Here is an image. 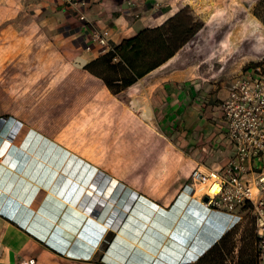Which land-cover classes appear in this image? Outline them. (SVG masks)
Returning a JSON list of instances; mask_svg holds the SVG:
<instances>
[{
    "label": "rangeland",
    "instance_id": "374dc122",
    "mask_svg": "<svg viewBox=\"0 0 264 264\" xmlns=\"http://www.w3.org/2000/svg\"><path fill=\"white\" fill-rule=\"evenodd\" d=\"M256 1L176 0L179 9L188 6L192 15L200 20L203 26L177 57L176 60L180 64L173 66V69H182L184 64L190 63L203 70L210 80L220 81V77L236 78L235 74L241 68L263 58L264 27L251 12ZM1 37L0 133L3 132L8 120L20 124V131L9 152L16 145H22L29 134H42L50 140H56L61 134L57 126L61 122L63 111L65 109L71 111L78 107L81 103L78 101L80 97L86 96L85 99L89 102L90 87L94 84L100 86L101 80L89 77L74 67L71 70L62 69L61 59L50 45L48 38L37 34L36 28L27 23L22 25L20 20L15 22L12 34H3ZM134 94L136 95V93L132 95ZM124 103L121 108L111 104L105 108L112 113L108 117L110 124L121 118L118 135L111 140L97 142V149L93 147L82 149L99 159L100 164L97 168L119 180L110 194V198L116 202L113 210L118 211L119 218L122 219L119 228L109 230L79 211L75 205L83 189H80L76 195L70 193L59 194L56 197L47 195L40 206L39 199L47 192L43 188L31 203V211L28 215L30 217L40 206L36 211L37 219L45 224V229L49 231L47 236L51 238V242L60 241L64 246L69 245L67 250H78L77 246L80 243L89 242V246H92L95 242L96 250L94 246L95 254L92 258L94 262L105 259L114 264H133L130 262L133 258L130 253L124 260H119L115 256L119 252L117 246L115 247L119 240L118 234L125 230L131 210L142 202L140 197L129 198L130 194L137 192L169 209L177 204L176 201L182 195V187L190 183L192 170L200 167L205 171V168L199 164L201 162L205 165L204 161L195 164L188 158L189 152L192 151L190 147L186 149L187 151L182 149L180 143L183 138L179 135L180 130L156 128L153 117L147 115L148 118L145 120V117L137 113L139 110L137 100L124 99ZM109 145L113 146L110 150L112 152L109 154V159H105ZM53 146L56 144L53 143ZM24 157H28L26 162L30 160L26 154ZM1 160L2 157L0 164ZM53 160L55 158L51 159ZM21 161L14 158L9 164L22 165ZM50 170L55 177L59 168ZM205 192L206 185L198 184L196 191L188 195L203 202ZM4 199L1 198L0 202L9 209L12 200L6 204ZM128 199H132L130 205ZM127 205L131 209L125 210ZM25 211L26 209L23 208L18 214L23 215ZM214 212L218 216L213 217L218 219L221 214ZM107 213H104L102 208L94 210L93 215L100 219ZM236 213L240 216V219L237 218V224L223 229L220 234L223 236L228 229L230 235L228 240L234 239L235 243V250L228 257L226 264H234L239 248L245 251L248 238L254 239L255 235L254 219L250 211L244 207L237 209ZM204 223L205 226L198 230L197 236L190 240V248L196 245L200 247L207 241L206 237L210 233L209 224L208 221ZM127 235L123 234L125 237ZM212 243L204 245L200 251L198 250L200 253L196 250L198 253L195 257L182 259L178 264H195L210 250L208 248ZM107 256L110 259H106Z\"/></svg>",
    "mask_w": 264,
    "mask_h": 264
},
{
    "label": "crops",
    "instance_id": "0c3cea01",
    "mask_svg": "<svg viewBox=\"0 0 264 264\" xmlns=\"http://www.w3.org/2000/svg\"><path fill=\"white\" fill-rule=\"evenodd\" d=\"M82 2L79 11L83 12L84 20L77 18L59 0H0V38L3 34H12L15 22L20 20L22 25L27 23L36 28L37 34L48 38L61 59L62 69L71 70L74 67L89 77L99 79L83 68L89 61L104 56L110 48L137 35L139 30L162 24L179 9L176 0ZM105 32L107 45L101 46L95 37ZM189 42L172 58L137 79L119 94L113 95L102 81L100 86H91L89 102L85 99L86 96L80 97L78 107L63 111L61 122L57 126L61 134L56 140H50L43 153V143L40 148H36L43 137L46 140L49 138L37 134L35 145L30 147V152L35 151V158H31L28 163V157L16 150L18 145L11 152L9 148L2 156L0 201L4 197L6 204L11 200L12 202L9 209L0 202V264H31L28 263L31 258L34 259L32 264H114L105 259L99 262L92 260L95 242L92 246L87 241L80 243L78 250L74 251L67 250L69 245L64 246L60 241L51 242L45 224L37 219L36 211L40 207L28 217L31 203L43 188H49L55 178L50 169L60 168L68 156L78 157L91 171L99 169V159L84 152L83 148L97 149V142L108 141L118 135L121 118H117L113 124L109 123L108 117L112 113L108 108L105 109L109 104L121 108L125 104L124 99L137 100V113L145 117V120L147 115L153 117L156 128L180 130L179 135L183 138L180 145L185 151L190 147L192 151L188 158L195 164L204 161L205 165L201 162L199 164L205 169L213 170H221L226 166L235 155V149L226 137L221 107L234 80L240 76L245 66L235 74L236 78L220 77V81L217 78L210 80L203 70L190 63L184 64L182 69H173V66L180 64L176 59ZM133 93L136 95H132ZM29 136L24 145H28ZM13 145L14 141L11 146ZM111 148L113 146L109 145L105 159H109ZM14 155V158L22 160V165L8 163ZM52 158L55 160L51 161ZM113 178L117 179L115 176ZM46 195L44 193L39 199L40 206ZM23 208L26 209L25 213L19 215ZM213 222L209 229L212 233L207 235L210 238L212 235H219L225 228L227 216L221 215ZM61 245L62 248L58 247Z\"/></svg>",
    "mask_w": 264,
    "mask_h": 264
},
{
    "label": "bare ground",
    "instance_id": "6f19581e",
    "mask_svg": "<svg viewBox=\"0 0 264 264\" xmlns=\"http://www.w3.org/2000/svg\"><path fill=\"white\" fill-rule=\"evenodd\" d=\"M19 130V123L8 120L3 132L0 133L1 157L5 155L13 144ZM29 135L30 141L28 145H18L16 150L27 154L31 160V158H35V151L32 150L30 152V147L34 144L37 134ZM42 143L44 144L42 147L43 153L48 148L50 139L46 140L43 137L36 149L40 148ZM15 155L11 157L8 163L12 161ZM42 168L40 169L41 171ZM56 174L53 182H51L52 184L47 189V195L54 197L59 194L67 195V193L76 195L80 189H83L75 205L79 211L109 230H117L119 228L122 224V219L119 218L118 211L113 210L116 202L110 198L111 192L119 183L117 179L99 169L91 171L78 157L72 155L64 159ZM130 196L132 199L140 197L142 202L138 207L131 210L129 219L126 225L124 224L126 228L121 231L123 234L128 235L125 237L122 233L118 234L119 240L116 242L115 247L117 246L119 252L115 256L119 260H124L125 256L130 253V256L132 254L133 257L130 262L133 264H162L164 262H167V264H178L182 259L195 257L200 249L209 243L207 241L211 238L207 236V241L202 243L200 247L198 245L193 248L189 247L190 240L196 237L198 230L205 226L204 222L208 221L209 230L212 223H214L213 221L216 220L213 216H218L213 210L207 209L205 203L199 199H195L192 196L189 197L188 194L184 195L183 193L179 197V200L176 201L177 204L167 209L147 199L145 196L139 195L137 192L130 194L129 198ZM132 199H128L129 205ZM102 208L104 209V213H108L105 217L98 219L93 215L94 210ZM128 208L127 205L125 210ZM209 232V234L212 233L210 230ZM196 250L199 251L196 252ZM106 258L110 259L109 256Z\"/></svg>",
    "mask_w": 264,
    "mask_h": 264
},
{
    "label": "built area",
    "instance_id": "2783aa9c",
    "mask_svg": "<svg viewBox=\"0 0 264 264\" xmlns=\"http://www.w3.org/2000/svg\"><path fill=\"white\" fill-rule=\"evenodd\" d=\"M59 1L77 18L85 19L79 11L82 0ZM106 35L95 37L99 45H107ZM119 60L116 54L113 61ZM234 81L221 109L226 137L235 155L221 170L194 168L190 183L182 187L181 193L189 194L196 191V185H206L203 198L207 201L203 203L207 209L227 216L226 228L240 219L237 209L249 210L254 217L255 247L260 264H264V57L246 66ZM28 263H34V259H28Z\"/></svg>",
    "mask_w": 264,
    "mask_h": 264
},
{
    "label": "trees",
    "instance_id": "16d2710c",
    "mask_svg": "<svg viewBox=\"0 0 264 264\" xmlns=\"http://www.w3.org/2000/svg\"><path fill=\"white\" fill-rule=\"evenodd\" d=\"M251 12L264 27V0H257ZM202 26V22L192 15L188 6H185L162 24L154 28H143L137 35L122 40L112 48L114 52L108 50L104 56L89 61L83 68L99 78L113 95L119 94L137 79L172 58ZM116 54L120 58L117 62L113 61ZM229 236L227 229V232L216 243L214 242L210 250L195 264H226L228 257L235 250L234 239L230 238L229 241ZM255 243L256 235L254 239L248 238L247 249L243 251L239 248L234 264H260L259 251Z\"/></svg>",
    "mask_w": 264,
    "mask_h": 264
},
{
    "label": "clouds",
    "instance_id": "9594fccd",
    "mask_svg": "<svg viewBox=\"0 0 264 264\" xmlns=\"http://www.w3.org/2000/svg\"><path fill=\"white\" fill-rule=\"evenodd\" d=\"M226 226H227V225H226ZM226 226H225V228H226ZM225 228H224V229H225ZM220 234H221V233H219V235H220ZM219 235H213V237H211V240H210L209 242H210V243H211V242H213V243L216 242V241L221 237V235H220V236H219ZM213 243H212V244H213Z\"/></svg>",
    "mask_w": 264,
    "mask_h": 264
},
{
    "label": "water",
    "instance_id": "95a60500",
    "mask_svg": "<svg viewBox=\"0 0 264 264\" xmlns=\"http://www.w3.org/2000/svg\"><path fill=\"white\" fill-rule=\"evenodd\" d=\"M204 199V201L206 202L207 201V199L206 198H203ZM158 220V219H157Z\"/></svg>",
    "mask_w": 264,
    "mask_h": 264
}]
</instances>
